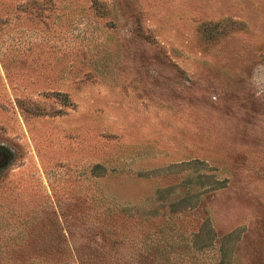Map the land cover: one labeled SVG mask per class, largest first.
Instances as JSON below:
<instances>
[{"label":"rangeland","instance_id":"374dc122","mask_svg":"<svg viewBox=\"0 0 264 264\" xmlns=\"http://www.w3.org/2000/svg\"><path fill=\"white\" fill-rule=\"evenodd\" d=\"M99 257L264 264V0H0V260Z\"/></svg>","mask_w":264,"mask_h":264},{"label":"trees","instance_id":"16d2710c","mask_svg":"<svg viewBox=\"0 0 264 264\" xmlns=\"http://www.w3.org/2000/svg\"><path fill=\"white\" fill-rule=\"evenodd\" d=\"M110 214V213H109ZM105 238V235L103 236ZM90 246V245H89ZM43 247L46 250L57 248L61 252H66L67 247L64 243L58 242L56 244L46 242L44 243ZM70 248V247H69ZM139 260L134 258H125V259H105V258H95V259H76V260H67V259H51V258H15L11 260H0V264H138Z\"/></svg>","mask_w":264,"mask_h":264}]
</instances>
